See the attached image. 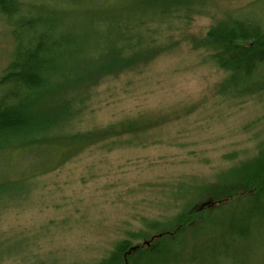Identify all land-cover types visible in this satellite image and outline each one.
I'll use <instances>...</instances> for the list:
<instances>
[{
	"label": "rangeland",
	"instance_id": "374dc122",
	"mask_svg": "<svg viewBox=\"0 0 264 264\" xmlns=\"http://www.w3.org/2000/svg\"><path fill=\"white\" fill-rule=\"evenodd\" d=\"M253 1L209 0L189 20L177 19L180 12L172 23L147 24L162 43L153 59L107 74L60 103L71 115L54 132L106 134L58 169L34 178L39 158L14 150L0 158L8 180L27 182L22 192L0 197V264H95L128 233L182 211L192 201L185 191L190 186L216 184L257 155L264 145V93L223 92L228 74L200 46L212 24ZM24 2L62 7L52 0ZM65 8L61 23L84 30L82 11L65 15ZM11 25L0 14V78L16 43ZM64 29L58 27L57 35ZM232 206L220 212L234 215ZM188 241L184 258L194 244L197 257L204 243L200 237ZM247 256L249 264L259 261L255 251Z\"/></svg>",
	"mask_w": 264,
	"mask_h": 264
},
{
	"label": "trees",
	"instance_id": "16d2710c",
	"mask_svg": "<svg viewBox=\"0 0 264 264\" xmlns=\"http://www.w3.org/2000/svg\"><path fill=\"white\" fill-rule=\"evenodd\" d=\"M52 1L62 7L49 10L46 2L36 6L0 0V14L12 24L16 42L0 78V158L13 150L39 158L41 169L34 178L58 169L106 134L54 132L71 115L60 105L63 99L107 74L153 59L162 43L150 35L147 24L172 23L180 12L184 15L177 19L189 20L209 0ZM63 7L65 15L66 10L82 11L84 30L61 23ZM60 26L65 29L57 35ZM200 46L228 74L223 92L240 97L264 93V0L212 24ZM128 128L134 131L137 126L130 123ZM26 184L25 178L8 180L1 171L0 197ZM185 191L192 201L182 211L168 221L146 223L144 231L128 233L95 264H245L248 250L259 258L250 264H264V145L254 158L223 173L216 184L192 185ZM228 203L234 215L225 211L224 216L220 211ZM199 237L204 243L199 255L193 243L190 256L184 258L187 240Z\"/></svg>",
	"mask_w": 264,
	"mask_h": 264
}]
</instances>
